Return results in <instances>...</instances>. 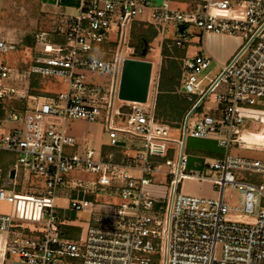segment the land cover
Returning <instances> with one entry per match:
<instances>
[{"label": "built area", "instance_id": "built-area-1", "mask_svg": "<svg viewBox=\"0 0 264 264\" xmlns=\"http://www.w3.org/2000/svg\"><path fill=\"white\" fill-rule=\"evenodd\" d=\"M78 1L79 14L56 29L63 42L45 43L47 34H37L42 52L23 73L62 78L67 93L39 95L6 86L13 70L0 65V152L15 156L6 172L0 168V200L31 201L34 212L38 206V216L0 214L4 254L25 264H264V160L229 154L231 147L264 152L256 137L242 135L264 114V0ZM223 10L237 16L215 13ZM135 23L155 29L161 54L165 47L185 50L179 58V91L195 96L198 107L177 126L183 139L172 137L174 126L156 116L160 70L151 78L146 103L119 99L124 61L134 58L125 53L129 48L134 53L129 41ZM169 26L179 39L165 37ZM189 26L201 32L202 51L196 55L189 51L195 36ZM112 27L118 34L113 41ZM211 34L242 39L225 64L212 68L216 60L204 47ZM15 48L0 38V52ZM87 72L111 77L108 89L89 81ZM208 98L211 105H205ZM115 99L123 104L114 111ZM68 120L103 122L107 145L116 150L103 154L89 140L78 139L67 131ZM187 135L217 141L227 149L225 157L192 172L184 152ZM73 170L97 175L72 183L83 198L72 200L71 208L91 213L85 238L65 235L56 205L65 175ZM185 180L211 182L218 198L184 193ZM226 187L240 191L238 207L224 201ZM99 193L118 201L93 210L86 197ZM231 213L253 222L227 221Z\"/></svg>", "mask_w": 264, "mask_h": 264}, {"label": "rangeland", "instance_id": "rangeland-1", "mask_svg": "<svg viewBox=\"0 0 264 264\" xmlns=\"http://www.w3.org/2000/svg\"><path fill=\"white\" fill-rule=\"evenodd\" d=\"M2 0V4H3ZM176 5L183 9L185 7L184 2H178ZM1 7V6H0ZM17 8H20L18 6ZM49 8L56 9L54 5H51ZM7 10H3V15H6ZM19 10L13 11L12 14H7L5 22L4 20L0 19L4 22V25H6L9 29H18L20 30H28L24 31L20 37L19 31H13L12 32V38L18 42L19 44L16 46L15 50H11L8 52H0V59H2L7 65H10L11 69H18L16 71L20 70H30L34 61V56L36 54L35 52V43H36V35L40 32H31L29 30H37V27H35L32 23V20L30 18L27 19L26 15L19 14ZM63 14H78V11H75L73 9H69L68 12H62ZM216 14L221 16H229L234 17L237 16V13L230 12V11H215ZM5 17V16H3ZM188 32L194 33L195 36L191 40V47L189 48L190 55H196L197 53L202 51L201 48V32L198 28L194 26L188 27ZM109 38L111 41L115 40L117 37V31L114 27L109 29ZM19 36V37H18ZM24 36V37H22ZM165 37L168 40H177L179 39V33L176 32L174 27L169 26L167 28V31L165 33ZM25 40L23 41V44L27 45H21V41L19 40ZM240 37H224L222 39L213 38L212 35H206L204 38V43L206 50L209 54L213 56V58L216 60L211 65V68L214 67L217 62L220 63V65H223L227 61V56L230 55L231 49L233 45H238L241 40ZM131 41V37H130ZM129 41V46H130ZM117 43L111 44V48L113 50L117 49ZM131 47V46H130ZM124 51H126V47H124ZM131 49H127V53L125 55L127 57H134V59H146L153 62V72L152 76L157 75L162 65L165 63V59H162L161 54V46H160V40L156 36L153 40H151L146 56H140L137 53L131 54ZM210 68V69H211ZM222 69L221 66L216 67L212 73L211 77H215L220 70ZM208 71L203 73L202 75H199V78H202L204 74H206ZM87 77L89 81L94 82L97 85L106 86L108 89V86L111 82V77L108 75L102 74V73H90L87 72ZM40 78V94L41 95H54V94H61V93H67L69 85L66 81H64L62 78H45L43 76H39ZM6 86L13 87L15 89H20L22 86H27V82L23 81L22 79H17L12 76L11 79L3 82ZM209 85V80H206L203 84V87L206 88ZM151 91H153V86L151 87ZM34 93V92H32ZM107 93V92H106ZM158 95V94H157ZM188 95V94H187ZM211 101V98H208V101L205 105H211L209 102ZM123 104L122 101L115 99V105H114V111L119 108ZM59 122L62 123V120H59ZM117 123H121V118H116ZM66 129L78 138H87L89 139L90 143H93L98 151L102 148L103 143L109 144V136L105 129V124L103 122L99 123H89L81 120H68L66 121ZM175 129L170 132V135L174 138H181L183 139V132L178 129L177 127H174ZM253 132L252 135H249L248 132ZM248 129H243V134L246 135L249 138H255L260 144H264V114L261 115L259 118V121L251 122V125ZM227 149L224 147H221L218 145L217 141L211 140V139H204V138H196L191 137L190 135H187L185 138V148L184 152L187 155L189 159V170H192V172L195 171H202L204 170V164L205 163H211L215 162L217 160L223 159L226 155ZM229 154L231 156H239V157H248L252 159H261L264 160V152L262 151H255V150H249V149H240L238 147H231L229 150ZM15 163V156L13 154L7 153V152H0V168L6 172L13 164ZM65 178L67 180V183L64 185L62 190L59 192V197L56 200V205L60 212L66 211L68 215L72 217L71 220L65 219L64 221L67 223H72L75 226H78L79 231L82 233V237L85 238L90 222H91V213L88 211H74L71 208V201L78 199H82L83 197L78 196L76 190L72 189V183L74 181H93L97 179V175L85 172L81 170H73L70 171L65 175ZM159 181V180H157ZM161 182L163 184L168 185L169 181L168 179H161ZM184 193L186 194H192V195H199L206 198H218V192L216 189H214L213 184L211 182H200L196 180H185L184 183ZM89 201L93 203V210H100L102 207L100 206L101 203L110 201L111 203L115 204L117 203V197L110 196L108 194H102L99 193L97 195H89L86 197ZM224 201L232 208L238 207L240 205L241 201V195L240 191L236 188L226 187L225 194H224ZM34 212V205L31 201L25 202V201H15L14 203H9L5 201L0 200V214L10 215L13 218H23L24 215L26 217H31ZM35 216H38V206L35 208L34 212ZM227 221H233V222H241V223H252L253 218L247 215H240V214H229L227 216ZM5 264H24L20 262V260L17 257L10 256Z\"/></svg>", "mask_w": 264, "mask_h": 264}, {"label": "crops", "instance_id": "crops-1", "mask_svg": "<svg viewBox=\"0 0 264 264\" xmlns=\"http://www.w3.org/2000/svg\"><path fill=\"white\" fill-rule=\"evenodd\" d=\"M2 0H0V19L4 20L6 19L7 14H12L13 11L19 10V12L22 15H26L27 19L30 18L32 20V24L37 27V30H29V31H40L38 34L41 33H45L47 34L45 37V43H51V44H57V43H61V41L63 42V38L61 36H59L58 34H56V29L57 27L62 23V21L68 19L69 17H74L77 16L79 14V1L78 0H61L59 3L56 2V0H4L3 4L1 2ZM51 5H54L56 7V9L53 8H49ZM18 6H20V8H17ZM6 9L7 13L6 15H3V10ZM69 9H73L75 11H78V14H63L62 12H68ZM19 13V14H20ZM5 16V17H3ZM0 20V38L6 40L7 42H14L16 44V46L19 44L18 42H16L13 38H12V32L13 31H19L18 29H9L6 25H4V22ZM26 32L28 30H20L18 34H20V37L22 35L23 32ZM213 38H217V39H222L224 37H229V36H218V35H213L211 34ZM37 36V35H36ZM35 36V37H36ZM19 37V36H18ZM24 37V36H22ZM241 42L238 45H233L231 46V53L229 56H227V61L229 60V58L235 53V51L239 48L240 44L242 43V39H240ZM21 41V43L25 40L21 39L19 40V42ZM28 42L26 44H21V45H27ZM43 46V43H39L36 39V43H35V56L33 57L34 59L36 57H38L41 54V47ZM204 47H205V43H204ZM206 49V47H205ZM226 61V62H227ZM0 65H5V66H10L7 65L2 59H0ZM11 68V67H9ZM13 70V77L17 78V79H22V82L26 81L27 82V86H22L19 90H25L27 92H34L33 94H39L41 95L40 92V75L37 74H32L31 76H27L25 77L23 75L24 71L28 70V69H24V70H20L19 72L12 69ZM17 105V104H16ZM18 105H22V103H18ZM57 123H61L59 122V120L57 121ZM66 124V123H65ZM66 127V126H65ZM68 131V129H67ZM78 138V137H77ZM78 139H83V140H89L87 138H78ZM84 142V141H83ZM108 143H103L102 148L100 149V152H102L103 154H106L108 152H112L115 151L116 148H113L111 146L107 145ZM59 215L61 216V218L63 219V226H68V227H63V230L67 232V234L69 236H71L72 238H78L82 235L81 231H79L78 226H75L74 224L67 223L64 220L65 219H69L71 220L72 217L70 215H68L66 213V211H63L62 213L59 210ZM92 222H90L91 224ZM4 239L5 236L0 234V264H5L6 260L10 257L6 254H4L3 251V246H4ZM21 262V261H20ZM23 263V262H22ZM25 264V263H24Z\"/></svg>", "mask_w": 264, "mask_h": 264}, {"label": "trees", "instance_id": "trees-1", "mask_svg": "<svg viewBox=\"0 0 264 264\" xmlns=\"http://www.w3.org/2000/svg\"><path fill=\"white\" fill-rule=\"evenodd\" d=\"M157 35L151 26L145 27L143 23H135L131 32L130 46L140 56ZM62 42V41H61ZM185 54L184 49L165 47L162 55L165 63L160 68V80L156 100V116L158 119L177 127L195 105L196 97L179 91L181 79V65L179 58ZM68 227V226H63ZM64 231V230H63ZM65 235L71 237L64 231ZM72 238V237H71Z\"/></svg>", "mask_w": 264, "mask_h": 264}, {"label": "water", "instance_id": "water-1", "mask_svg": "<svg viewBox=\"0 0 264 264\" xmlns=\"http://www.w3.org/2000/svg\"><path fill=\"white\" fill-rule=\"evenodd\" d=\"M158 5L163 0H155ZM183 30V28H181ZM142 55H147V48H144ZM153 72V62L146 59L127 58L124 61L120 85H119V99L122 101L146 103L150 91L151 78ZM196 104L187 114L186 121L192 113L197 109ZM121 145L124 142H120ZM15 175V170H11V177Z\"/></svg>", "mask_w": 264, "mask_h": 264}]
</instances>
